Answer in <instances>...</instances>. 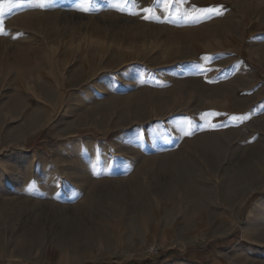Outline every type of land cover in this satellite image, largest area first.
I'll return each mask as SVG.
<instances>
[{
  "label": "rangeland",
  "instance_id": "obj_1",
  "mask_svg": "<svg viewBox=\"0 0 264 264\" xmlns=\"http://www.w3.org/2000/svg\"><path fill=\"white\" fill-rule=\"evenodd\" d=\"M190 5L0 17V264H264V0Z\"/></svg>",
  "mask_w": 264,
  "mask_h": 264
},
{
  "label": "snow or ice",
  "instance_id": "obj_2",
  "mask_svg": "<svg viewBox=\"0 0 264 264\" xmlns=\"http://www.w3.org/2000/svg\"><path fill=\"white\" fill-rule=\"evenodd\" d=\"M35 2L38 3L40 7H46L48 4V0H35ZM87 2L90 3V0H87ZM133 3H135V0H132ZM18 3V0H0V17H3L6 11H10L12 8H14ZM172 0H166V7L165 11L168 12L169 17L176 16L177 18H180L181 16L191 22V23H196L199 21L207 20L208 18L212 16H219L222 15V7L223 6H218V7H196L195 5H190L189 8L187 9H181V7H177L175 9V12L169 11L167 5L171 4ZM185 3V0H176L177 5H183ZM7 5V9L4 7V5ZM123 11L124 9H120ZM145 16V19H157L159 20V17L156 16L153 12V9L150 8H145L143 9ZM151 14V15H150ZM3 29L0 28V35H3ZM211 115V114H209ZM248 117L246 116H241V117H233L234 120H239L240 122H243L245 119ZM190 123V122H189ZM190 134V133H186Z\"/></svg>",
  "mask_w": 264,
  "mask_h": 264
},
{
  "label": "built area",
  "instance_id": "obj_3",
  "mask_svg": "<svg viewBox=\"0 0 264 264\" xmlns=\"http://www.w3.org/2000/svg\"><path fill=\"white\" fill-rule=\"evenodd\" d=\"M156 249H155V247L154 246H152V247H150V249H149V253H154V251H155Z\"/></svg>",
  "mask_w": 264,
  "mask_h": 264
},
{
  "label": "bare ground",
  "instance_id": "obj_4",
  "mask_svg": "<svg viewBox=\"0 0 264 264\" xmlns=\"http://www.w3.org/2000/svg\"><path fill=\"white\" fill-rule=\"evenodd\" d=\"M159 176V175H158ZM175 178V177H174ZM167 179V178H166ZM140 201V200H139ZM142 203V202H141ZM130 211V210H129Z\"/></svg>",
  "mask_w": 264,
  "mask_h": 264
},
{
  "label": "trees",
  "instance_id": "obj_5",
  "mask_svg": "<svg viewBox=\"0 0 264 264\" xmlns=\"http://www.w3.org/2000/svg\"><path fill=\"white\" fill-rule=\"evenodd\" d=\"M135 264H139V263H135Z\"/></svg>",
  "mask_w": 264,
  "mask_h": 264
}]
</instances>
